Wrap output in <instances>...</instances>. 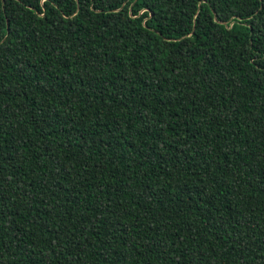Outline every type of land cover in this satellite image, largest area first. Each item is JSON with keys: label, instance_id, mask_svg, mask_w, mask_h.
Masks as SVG:
<instances>
[{"label": "trees", "instance_id": "1", "mask_svg": "<svg viewBox=\"0 0 264 264\" xmlns=\"http://www.w3.org/2000/svg\"><path fill=\"white\" fill-rule=\"evenodd\" d=\"M0 264H264V0H0Z\"/></svg>", "mask_w": 264, "mask_h": 264}]
</instances>
